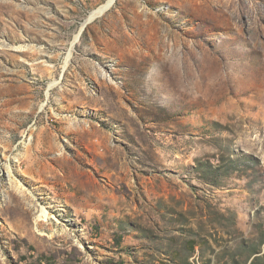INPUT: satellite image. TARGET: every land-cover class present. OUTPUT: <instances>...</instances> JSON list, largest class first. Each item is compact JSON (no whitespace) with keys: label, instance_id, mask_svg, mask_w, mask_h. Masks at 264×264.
<instances>
[{"label":"rangeland","instance_id":"obj_1","mask_svg":"<svg viewBox=\"0 0 264 264\" xmlns=\"http://www.w3.org/2000/svg\"><path fill=\"white\" fill-rule=\"evenodd\" d=\"M106 1L0 0V264H264V0Z\"/></svg>","mask_w":264,"mask_h":264},{"label":"bare ground","instance_id":"obj_2","mask_svg":"<svg viewBox=\"0 0 264 264\" xmlns=\"http://www.w3.org/2000/svg\"><path fill=\"white\" fill-rule=\"evenodd\" d=\"M117 1L118 0H107L105 4L101 5L98 9L94 10L90 14V17L88 18L86 24L91 23L93 20H95V18H98L100 14H101L100 16L105 14L107 11H109L112 8V6L114 4L117 3ZM107 8H109V9H107ZM78 41H79V35L76 36L75 41L72 44V48L78 43ZM70 56H71V53L69 54L68 61H69ZM51 218L52 217H51V214H50L49 210L46 207H41L40 210H39L38 219H40V221L49 222Z\"/></svg>","mask_w":264,"mask_h":264},{"label":"water","instance_id":"obj_3","mask_svg":"<svg viewBox=\"0 0 264 264\" xmlns=\"http://www.w3.org/2000/svg\"><path fill=\"white\" fill-rule=\"evenodd\" d=\"M110 8H111V7H110ZM95 19H96V18H95ZM90 22H91V21H90ZM86 25H87V24H86ZM86 25H85V26H86Z\"/></svg>","mask_w":264,"mask_h":264}]
</instances>
